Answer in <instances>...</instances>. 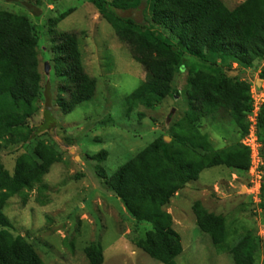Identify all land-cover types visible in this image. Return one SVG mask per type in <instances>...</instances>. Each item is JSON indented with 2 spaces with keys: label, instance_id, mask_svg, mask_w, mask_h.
Masks as SVG:
<instances>
[{
  "label": "rangeland",
  "instance_id": "374dc122",
  "mask_svg": "<svg viewBox=\"0 0 264 264\" xmlns=\"http://www.w3.org/2000/svg\"><path fill=\"white\" fill-rule=\"evenodd\" d=\"M18 1L23 6L0 0V12L27 17L31 23L40 83L36 113L24 123L28 137L0 148V166L12 178L16 160L26 154L46 165L48 172L41 183L46 205L36 201V186L25 203L19 196L6 201L3 214L11 224L7 231L29 243L43 264H88L84 250L92 243L101 247L103 264H161L133 244L134 239L144 238L150 225L134 221L106 180L156 139L163 137L168 143L169 126L194 120L196 114L186 97L188 79L195 71L235 78L248 83L252 91L263 90L259 75L264 62L242 69L213 55L207 62L184 55L170 95L151 109L138 106L128 114L124 99L145 81L146 71L111 23L122 25L125 19H132L146 39L154 33L172 42L169 33L151 21L154 0H144L138 9L116 10L114 15H103L89 0ZM244 1L221 0L229 10ZM25 5L32 6L34 13ZM35 14L40 17L36 19ZM64 14L67 16L60 20ZM62 34L77 38L84 73L96 83L91 101L69 114L60 106V100L68 98L69 81L55 67L54 49ZM214 116V120L198 119L199 131L211 149L241 143L229 115L219 111ZM50 149L60 157L59 162L51 161ZM260 185L261 189L249 172L216 167L204 170L197 181L179 190L164 208L180 237L182 253L176 263L234 264L228 251L250 232L260 240L257 264H264V170ZM195 204L223 218L228 232L223 247L213 246L195 225Z\"/></svg>",
  "mask_w": 264,
  "mask_h": 264
},
{
  "label": "trees",
  "instance_id": "16d2710c",
  "mask_svg": "<svg viewBox=\"0 0 264 264\" xmlns=\"http://www.w3.org/2000/svg\"><path fill=\"white\" fill-rule=\"evenodd\" d=\"M2 1L23 6L18 0ZM89 1L103 15H114L116 10L138 9L144 0ZM38 5L43 11L42 3ZM24 7L34 13L32 6ZM37 14L36 19L40 17ZM66 16L62 15L60 20ZM151 21L166 30L172 42L154 33L146 39L132 19H125L122 25L111 23L118 38L132 47L134 60L146 71L145 81L124 99L128 114L138 106L151 109L170 95L184 55L203 62L213 55L242 69H252L264 62V0H245L233 10L221 0H154ZM36 45L27 17L0 12V148L17 140L24 142L28 137L24 123L36 113L40 83ZM54 52L58 74L69 81L68 98L60 100L61 109L69 114L91 101L96 83L84 73L74 35L62 34ZM262 68L259 78L264 80ZM250 88L248 83L235 78L195 71L188 79L186 97L191 112L196 114L194 120L185 119L169 126L168 143L163 137L156 139L106 180L134 221L150 225L144 238L132 242L151 259L177 264L176 258L182 253L180 237L172 229L170 214L164 210L179 190L197 181L207 169L225 167L238 173L248 172L250 151L241 143L213 151L207 137L199 131L198 119L214 120L217 112L227 113L243 139L252 111ZM257 136L264 162V104L258 115ZM48 152L52 162L60 161L54 151ZM47 172L46 165L26 154L16 160L12 178L0 166V264H43L29 243L21 237L13 238L7 231L11 224L3 207L14 196L25 203L35 186L36 201L46 205L41 198V183ZM193 212L199 231L209 237L213 246L223 247L228 239L223 218L207 213L199 204L193 206ZM260 248V240L248 232L228 253L234 264H257ZM84 254L88 264H103L99 245L90 244Z\"/></svg>",
  "mask_w": 264,
  "mask_h": 264
},
{
  "label": "built area",
  "instance_id": "2783aa9c",
  "mask_svg": "<svg viewBox=\"0 0 264 264\" xmlns=\"http://www.w3.org/2000/svg\"><path fill=\"white\" fill-rule=\"evenodd\" d=\"M250 97L252 100V111L248 115L249 128L247 134L241 140L242 146L250 151V167L248 172L254 175L256 183L260 186L262 182V167L263 159L261 156V144L257 136V120L260 112V108L264 104V89L250 90Z\"/></svg>",
  "mask_w": 264,
  "mask_h": 264
},
{
  "label": "water",
  "instance_id": "95a60500",
  "mask_svg": "<svg viewBox=\"0 0 264 264\" xmlns=\"http://www.w3.org/2000/svg\"><path fill=\"white\" fill-rule=\"evenodd\" d=\"M54 1H58V0H54Z\"/></svg>",
  "mask_w": 264,
  "mask_h": 264
}]
</instances>
